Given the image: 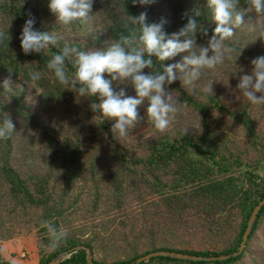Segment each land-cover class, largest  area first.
<instances>
[{"label":"trees","instance_id":"obj_1","mask_svg":"<svg viewBox=\"0 0 264 264\" xmlns=\"http://www.w3.org/2000/svg\"><path fill=\"white\" fill-rule=\"evenodd\" d=\"M247 2L241 0V5ZM48 4L0 0V80L10 71L13 81L27 86L28 72L42 74L36 109L17 92H0V124L8 117L15 125L10 137L0 139V243L15 233L5 231L6 225L22 223L36 233L39 264H50L61 254L68 258L60 264H87L85 249L94 264H107L94 258L105 248L116 258L110 264H135L159 251L231 257L199 262L157 257L141 264H242L253 242L259 248L251 262L264 264V243L256 237L264 236V207L243 252L233 256L254 208L264 199V105H250L236 87L239 76L250 73V61L264 55V16L250 13L229 41L237 54L244 48L237 61L243 71L233 76L238 71L234 54L232 61L204 70L200 85L213 80V95L191 94L179 81L171 85L184 105L172 129L153 132L141 152L134 153L114 139L113 122L91 109L96 98L63 90L47 69L51 54L66 44L63 40L46 55L22 52L19 36L29 13L36 29L56 32ZM155 4L161 10L147 22L166 20L168 33L182 27L185 14L194 9L202 13L198 20L214 27L206 0H155L148 5ZM144 6L139 0H95L87 22L93 17L104 35L102 48L127 34L128 15L138 17ZM67 45L84 50L78 42ZM154 63L159 68L155 58ZM69 71H74L71 63ZM122 87L135 95L131 85L113 82L116 91ZM45 221L66 232L55 248L41 226ZM199 234L226 235L230 244L220 252L175 249L182 245L178 239ZM77 247L84 249L71 252ZM0 264H11L1 252Z\"/></svg>","mask_w":264,"mask_h":264},{"label":"clouds","instance_id":"obj_2","mask_svg":"<svg viewBox=\"0 0 264 264\" xmlns=\"http://www.w3.org/2000/svg\"><path fill=\"white\" fill-rule=\"evenodd\" d=\"M94 2L49 0L48 7L59 25L69 26L76 21L86 23L93 14ZM139 2L147 5L155 0ZM206 9L214 27L205 26L198 20L202 13L200 9H194L185 14L186 22L173 33L165 30L167 21L164 19L148 23L147 12L138 17L128 15L127 34L121 33L106 48L80 50L65 44L51 54L46 67L64 86L63 90L73 91L80 97L96 98L98 102H93L90 107L104 120L113 122L111 131L117 141L126 138L145 116L156 131L165 132L184 106L179 95H174L171 85L179 81L191 94L213 95V80L200 85L204 70L217 69L226 61H232L234 54L237 66L244 48L237 54V49L229 41L235 36L236 29L245 24L250 13L264 16V0H248L244 6L241 0H206ZM35 24V18L29 13L19 36L22 52L25 55H46L50 49L59 48L60 36L54 31H40ZM3 39L4 34L0 33V40ZM177 57L180 59L176 60ZM154 58L155 62H160L159 68ZM69 63L74 71H69ZM250 64V73L240 75L236 87L250 105H264V55L253 58ZM237 68L233 76L243 71L241 67ZM105 74L110 79L105 78ZM27 78L25 84L37 91L41 72L30 71ZM114 81L131 85L135 95H128L123 87L116 91ZM12 82L13 73L9 71L4 86L11 89ZM145 101L147 107L142 116L139 109ZM14 131L15 125L7 117L0 124V139L10 137ZM41 226L50 234V248L57 247L66 237L64 230H58L47 221Z\"/></svg>","mask_w":264,"mask_h":264},{"label":"rangeland","instance_id":"obj_3","mask_svg":"<svg viewBox=\"0 0 264 264\" xmlns=\"http://www.w3.org/2000/svg\"><path fill=\"white\" fill-rule=\"evenodd\" d=\"M158 9L161 10L157 4L153 6L147 4L143 7V12H147L148 19H153L154 15L159 12ZM49 23H52L55 26L60 39L66 44L78 42L84 50L102 49L103 47L104 41L101 37L104 35L101 33L96 23L94 24L93 17L91 21L83 23L82 26L78 27H75L72 24L69 26L59 25L55 16L49 18ZM4 80L5 78L0 80V92H17L18 95L32 107V109L37 108L39 95L38 91L34 88H30L28 85L24 86L19 81H13L11 89H9L4 86ZM128 95H131L130 92ZM146 107L147 101H145V104L139 109L142 116L145 115ZM187 120L190 123L192 122V119ZM262 121H264V119ZM172 125L169 127V130L172 129ZM155 131L156 130L154 129L151 121L147 118V116H145L144 121L138 124L126 138L119 140L126 143L132 152L139 153L141 152L143 141L149 138ZM4 230L15 232L12 234V238L3 240L0 243V252L5 260H8L11 264H39L37 249L38 240L35 231H31L22 223H16V226L6 225ZM227 230L229 229L227 228ZM261 230L264 233V224H262ZM256 237L264 243L263 234L257 233ZM178 241L182 242V245L175 249L190 251L220 252L225 250L230 244L226 235L214 237L211 235L199 234L191 237L187 236L184 239H178ZM258 248L259 245L257 242L251 243L248 247L249 256L243 260L242 264H253L251 261L255 253L258 251ZM109 250L110 248H105V250L99 252L96 256H94L95 260L99 262L104 261L107 264L114 262L116 258L109 252Z\"/></svg>","mask_w":264,"mask_h":264},{"label":"water","instance_id":"obj_4","mask_svg":"<svg viewBox=\"0 0 264 264\" xmlns=\"http://www.w3.org/2000/svg\"><path fill=\"white\" fill-rule=\"evenodd\" d=\"M263 207H264V199H262L257 204V206L254 208V210L250 216V219L248 221L247 228L243 234L242 242L240 244L239 250L233 256L239 255L243 252L245 245H246V242H247V239H248V236L251 233V230L255 224L257 216ZM83 249H84L83 247H77L74 250H72L71 252H76V251H80ZM85 250L87 253V256H86L87 264H94L92 261L90 250L89 249H85ZM157 257H169V258H173V259H177V260L199 262V261H212V260L213 261H215V260L221 261V260H226L227 258H229L231 256H219V257H214V258H204V257L191 256V255L177 253V252L159 251V252L149 253L145 256L138 258L136 260L135 264H141L143 262H147V261L151 260L152 258H157ZM67 258H68L67 254H61L57 258H55L53 260V262H51L50 264H60L62 261H64Z\"/></svg>","mask_w":264,"mask_h":264}]
</instances>
